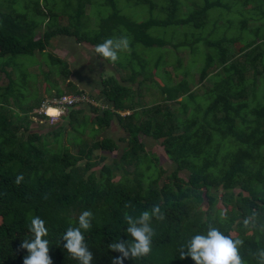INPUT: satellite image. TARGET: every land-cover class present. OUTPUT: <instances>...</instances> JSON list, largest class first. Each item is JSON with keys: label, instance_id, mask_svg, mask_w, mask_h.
<instances>
[{"label": "trees", "instance_id": "trees-1", "mask_svg": "<svg viewBox=\"0 0 264 264\" xmlns=\"http://www.w3.org/2000/svg\"><path fill=\"white\" fill-rule=\"evenodd\" d=\"M20 2L24 10L16 7ZM131 2L133 15L145 12L142 19L126 15L121 0H0V264H23L28 253L20 245L32 238L29 225L35 216L49 230L44 238L52 264H79L63 248L62 235L86 210L93 213L92 228L84 233L91 264H112L120 254L108 245L131 239L124 214L138 216L153 205L165 218L151 221L152 251L124 264H195L190 257L181 260L178 249L192 236L206 234L209 224L241 238L245 264H258L251 253L264 249V0ZM95 3L106 9L97 19L89 12ZM161 28L168 29V38L158 36ZM65 35L95 46L128 37L129 48L102 81L100 92L109 106L97 104L101 97L70 80V62L50 48ZM174 37L176 43L168 47ZM154 46L173 51L184 46L190 51L186 66L196 63L197 69L184 68L185 53L178 54L173 63L184 77L160 83L155 68L165 62L147 56ZM19 53L35 61H17ZM29 74L34 82L25 88ZM128 81H138L139 87L124 84ZM148 81L158 86L161 101L142 100ZM29 93L34 99L22 102L20 96ZM63 94L83 97L66 119L73 130L91 126L89 140L77 143L68 136L72 146L65 144L66 119L52 120L40 111L46 100ZM125 110L131 113L121 114ZM115 121L127 133L120 136L125 144L118 159L106 162L108 157L95 150L114 151L120 145L112 137H96ZM36 122L40 130L33 129ZM143 136L161 140L171 172ZM221 210L227 212L224 223ZM253 212V224L245 229L242 221Z\"/></svg>", "mask_w": 264, "mask_h": 264}, {"label": "clouds", "instance_id": "clouds-1", "mask_svg": "<svg viewBox=\"0 0 264 264\" xmlns=\"http://www.w3.org/2000/svg\"><path fill=\"white\" fill-rule=\"evenodd\" d=\"M130 41L127 36L105 39L102 43L94 48V53L103 60L116 63L119 59V53L129 48ZM67 95L63 94L62 96ZM61 96V97H62ZM55 108L57 114H49L50 108ZM71 110L68 106L65 110H60L54 104H48L40 111L57 119L64 116L67 110ZM23 180V175H17L15 183L19 185ZM257 213L253 212L251 216L245 217L242 225L245 229L251 228L253 218ZM91 211H83L76 218L78 223L76 226H69L62 235L63 248L66 250L70 258L79 261V264H91L93 253L89 250V246L85 241L84 233L92 228ZM155 217L157 220H163L164 213L159 205H153L151 210H144L138 216H133L127 212L124 214V221L127 228L126 233L130 236L129 240H119L112 242L108 248L120 255L113 258L112 264H124L126 259L141 260L150 255L152 251V241L155 231L151 225V221ZM228 219L226 210L219 213L220 223H224ZM29 232L31 239H25L21 245V249L27 250V255L23 258V264H52L49 255V240L44 237L48 236V228L45 221L39 216L31 218ZM244 241L239 237L224 234L218 227L208 225L206 234H196L181 244L178 252L181 260L190 257L195 264H245L240 254V248ZM251 255L258 261V264H264V249H257Z\"/></svg>", "mask_w": 264, "mask_h": 264}, {"label": "rangeland", "instance_id": "rangeland-1", "mask_svg": "<svg viewBox=\"0 0 264 264\" xmlns=\"http://www.w3.org/2000/svg\"><path fill=\"white\" fill-rule=\"evenodd\" d=\"M121 4L123 9L126 10V12H124L126 15L127 14H132V16L136 15L138 18H143L145 15V12H140L139 14H137V12L133 15V5L131 0H121ZM17 8H19L20 10H24V2H20L17 6ZM89 7L92 8V10H90L89 12L95 17V19H97L98 16V12L102 13L104 10H106L103 7H97L96 3L95 6L94 5H89ZM72 8H70L71 10ZM187 7L183 6L182 8V13L186 12ZM97 23V20H96ZM86 31H89L88 29H85ZM156 33L158 34V36H165L168 38V29L166 28H161V29H157ZM61 38H64V40L58 42H51V46L50 48H54V52L58 55H63L65 58L68 59V61L70 62L71 68H72V74L70 76V80L76 82L80 88H83L87 91V93H89L90 95L93 94L94 96H98L100 98V103L98 102L97 104H104L106 106H109L106 102H104V95L100 92V90L103 89L104 85L102 83L104 78H108L109 77V72L107 69H114L115 70V66L113 63H107L106 60H103L101 57L97 56L94 53V48L95 45L94 44H90V43H86V42H77V39H75V37L72 36H62ZM180 39H182V36L177 37V41H179ZM173 43L168 46V47H173L174 44L176 43V37H174ZM63 42V43H62ZM77 45L80 49V52H75L77 49ZM167 47V46H166ZM166 47H161V46H154V47H149L148 51H147V56L151 57L152 59H156V60H164L165 65L161 64L159 68H155L157 70V77L155 78H160V83L164 84V82H173L175 83L178 80H181L184 77V74L182 71L178 70L175 66V64L173 62L176 61V58L181 54H184L183 57V66L184 68H192L194 65H192L191 67H189L188 65L186 66V64L189 62V58H190V51L183 48L184 46H181L180 48H175L176 51H173L171 49H168ZM166 52V54H165ZM187 54V55H186ZM141 57V55H140ZM17 61H21V62H27V61H35V57L32 55H24L22 53H19L18 57L16 58ZM170 63V64H169ZM159 64V63H158ZM155 65V62H154ZM177 65V62H176ZM30 66V64H29ZM197 64L195 63L194 69H197ZM169 71V74L166 73V70ZM113 70H110V72ZM129 72H131L129 70ZM190 74L193 76L194 72L193 70L190 71ZM115 75L118 77H121V74L119 71H115ZM143 74L139 75V79L143 78ZM195 80L198 81V74L195 72ZM17 79L21 78L19 76H17ZM55 79V78H54ZM54 79L51 81V83L53 84ZM3 80H6V77H3ZM57 82L62 83L61 80L59 78L55 79ZM26 83L25 88H27V85H33L34 82V75L33 74H29V77L27 78V76L25 77V81ZM127 84L129 86H132L133 88L137 89L139 87L138 85V81H128ZM147 86L144 85L143 86V91L147 94L144 98H142V100L146 103H153V99L154 103H157L159 101H161V96H160V92L158 90V86L156 88H154L152 82L148 81L147 82ZM193 87L196 88L197 85L193 84ZM150 86H152V89H150ZM151 94V96H150ZM35 97L34 93H29L27 95H21L20 99L22 100V102H31ZM96 104V103H95ZM172 105H177L176 101L173 100L171 101ZM83 105H87V103L85 102ZM101 106V105H100ZM86 113L89 114L90 117H94L95 114L93 113V111L90 108L86 109ZM70 109L66 111L65 114H63V118H68V113H69ZM121 114L125 115L128 113H131V110H125V111H120ZM86 116H84L85 118ZM80 121L82 120L81 117L79 116ZM40 125L41 123H34L32 125L33 129L35 130H40ZM64 125L67 126V128H65L62 132L63 135V140L64 143L67 145L72 146V140H75L78 142H81L82 140H89V135H91L92 131H91V126L85 128V126H80L78 127V129L73 130L72 128H70V123L66 120H64ZM70 128V129H69ZM50 129H53V127H50ZM127 134V133H126ZM125 132L120 129L119 123L117 121H115V123H113L112 126L101 130L96 139H100L101 137H112L114 139H116V141L118 142V144L120 145L119 149H116L114 151H107V150H95L94 154L98 155V154H104L108 157V159L106 160V162H111L113 161V159H118L121 154H122V147L125 144V142L120 141V136H125L126 135ZM83 135V137H82ZM68 136H70L71 138H68ZM143 139L146 141L147 143V147H149V149H152L154 151H156L157 153H159V156L161 158L160 162L161 164L167 168L168 172H171L174 169V166H172V162L171 160L168 159V157H166V155L164 154V146L161 142V140H157L155 138H151V137H147V136H143ZM73 151H77V147L76 148H72ZM81 164L84 163V161L80 162ZM93 169H95L97 171V173H99V167H94ZM182 174H185L186 176L189 174V171L185 170L182 171Z\"/></svg>", "mask_w": 264, "mask_h": 264}, {"label": "built area", "instance_id": "built-area-1", "mask_svg": "<svg viewBox=\"0 0 264 264\" xmlns=\"http://www.w3.org/2000/svg\"><path fill=\"white\" fill-rule=\"evenodd\" d=\"M82 101H84L82 96L80 97V96H76V95H64L62 97H58L53 102H51L50 100H46V103L47 104L57 103L58 104L57 106L60 110H65L68 106H73L76 103H80ZM52 120H54V119H52Z\"/></svg>", "mask_w": 264, "mask_h": 264}, {"label": "bare ground", "instance_id": "bare-ground-1", "mask_svg": "<svg viewBox=\"0 0 264 264\" xmlns=\"http://www.w3.org/2000/svg\"><path fill=\"white\" fill-rule=\"evenodd\" d=\"M49 112V114H51V115H55V114H57V110L55 109V108H50V110L48 111Z\"/></svg>", "mask_w": 264, "mask_h": 264}, {"label": "crops", "instance_id": "crops-1", "mask_svg": "<svg viewBox=\"0 0 264 264\" xmlns=\"http://www.w3.org/2000/svg\"><path fill=\"white\" fill-rule=\"evenodd\" d=\"M62 43H63V42H62ZM75 52H80V49H79L78 45H77V49H76Z\"/></svg>", "mask_w": 264, "mask_h": 264}]
</instances>
